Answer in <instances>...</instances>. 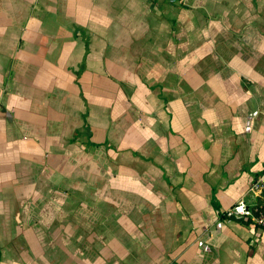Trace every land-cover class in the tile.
Segmentation results:
<instances>
[{"label":"crops","instance_id":"1","mask_svg":"<svg viewBox=\"0 0 264 264\" xmlns=\"http://www.w3.org/2000/svg\"><path fill=\"white\" fill-rule=\"evenodd\" d=\"M263 165L264 0H0V264H264Z\"/></svg>","mask_w":264,"mask_h":264},{"label":"built area","instance_id":"2","mask_svg":"<svg viewBox=\"0 0 264 264\" xmlns=\"http://www.w3.org/2000/svg\"><path fill=\"white\" fill-rule=\"evenodd\" d=\"M247 191L264 197V165L262 170L251 179ZM254 204L247 203L242 197L234 202L227 212L248 219L256 227L264 228V208H254L252 207Z\"/></svg>","mask_w":264,"mask_h":264},{"label":"trees","instance_id":"3","mask_svg":"<svg viewBox=\"0 0 264 264\" xmlns=\"http://www.w3.org/2000/svg\"><path fill=\"white\" fill-rule=\"evenodd\" d=\"M214 205L218 209V213H219V215L221 217L228 216V217H234V218L239 219V220H241L243 222H246V221L248 222L249 221L246 218H243V217H240V216H235V215H233L231 213L224 212V211L220 210L219 205L217 203H215ZM252 207L257 208V209L264 208V197L263 196H258L256 198L255 204ZM171 264H177V263H173L172 262Z\"/></svg>","mask_w":264,"mask_h":264}]
</instances>
